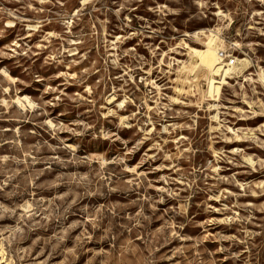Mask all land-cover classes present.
<instances>
[{
  "label": "rangeland",
  "instance_id": "374dc122",
  "mask_svg": "<svg viewBox=\"0 0 264 264\" xmlns=\"http://www.w3.org/2000/svg\"><path fill=\"white\" fill-rule=\"evenodd\" d=\"M0 264H264V0H0Z\"/></svg>",
  "mask_w": 264,
  "mask_h": 264
},
{
  "label": "bare ground",
  "instance_id": "6f19581e",
  "mask_svg": "<svg viewBox=\"0 0 264 264\" xmlns=\"http://www.w3.org/2000/svg\"><path fill=\"white\" fill-rule=\"evenodd\" d=\"M214 41L215 40H211L209 43H206L205 49L193 48L195 56L197 57V59L200 60L199 64L204 66L206 69H208V71L210 70L212 72L213 76L210 77L211 95L215 94L216 92L219 94L220 89L222 87V84H225L227 82L228 74H230L231 72L234 71L231 68L233 66L228 65L229 68L226 69L225 68L226 65L222 64L223 61L220 58V52H219V57H218L217 47H216ZM222 52H224V51H222ZM240 61L243 64V67L247 66L246 60L240 59ZM240 68H242V67H240ZM237 72H238V70H237ZM214 75H221V77H220L221 80H218Z\"/></svg>",
  "mask_w": 264,
  "mask_h": 264
},
{
  "label": "built area",
  "instance_id": "2783aa9c",
  "mask_svg": "<svg viewBox=\"0 0 264 264\" xmlns=\"http://www.w3.org/2000/svg\"><path fill=\"white\" fill-rule=\"evenodd\" d=\"M220 58L227 66H233L236 64L235 58H233L231 55L226 54L225 52L220 53Z\"/></svg>",
  "mask_w": 264,
  "mask_h": 264
}]
</instances>
